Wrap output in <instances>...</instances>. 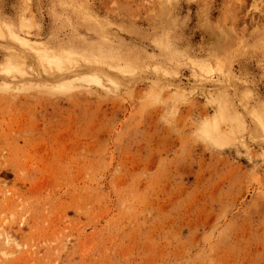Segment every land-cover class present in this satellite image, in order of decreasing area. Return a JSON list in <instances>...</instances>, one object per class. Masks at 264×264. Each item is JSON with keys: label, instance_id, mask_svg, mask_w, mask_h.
<instances>
[{"label": "rangeland", "instance_id": "374dc122", "mask_svg": "<svg viewBox=\"0 0 264 264\" xmlns=\"http://www.w3.org/2000/svg\"><path fill=\"white\" fill-rule=\"evenodd\" d=\"M0 264H264V0H0Z\"/></svg>", "mask_w": 264, "mask_h": 264}, {"label": "bare ground", "instance_id": "6f19581e", "mask_svg": "<svg viewBox=\"0 0 264 264\" xmlns=\"http://www.w3.org/2000/svg\"><path fill=\"white\" fill-rule=\"evenodd\" d=\"M21 43H22V44H25V45H29V42H28V44H27V42H24V40H21ZM41 45H42V44H41ZM41 45H40V46H41ZM37 46H38V45H35V46H32V45H31V48L37 52V55L39 56V58L42 59L41 62H42L43 60H44V61L46 60V61H48V62H51L52 60H55V59H56V57H51V55H49V54H50V53H48L49 50H47L46 47H43L44 49H42V48H41L42 46H41V47H40V46L37 47ZM34 55H36V54H34ZM38 56H37V57H38ZM37 57H36V58H37ZM44 61H43V62H44ZM55 62H56V61H55ZM55 62H54V63H55ZM49 64H50V63H49ZM222 137H223V136H222Z\"/></svg>", "mask_w": 264, "mask_h": 264}]
</instances>
